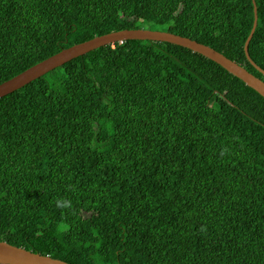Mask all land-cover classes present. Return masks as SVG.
I'll return each instance as SVG.
<instances>
[{
  "label": "trees",
  "instance_id": "1",
  "mask_svg": "<svg viewBox=\"0 0 264 264\" xmlns=\"http://www.w3.org/2000/svg\"><path fill=\"white\" fill-rule=\"evenodd\" d=\"M264 0H0V84L120 30L264 82ZM0 242L67 264H264V99L185 48L124 41L0 98Z\"/></svg>",
  "mask_w": 264,
  "mask_h": 264
},
{
  "label": "water",
  "instance_id": "2",
  "mask_svg": "<svg viewBox=\"0 0 264 264\" xmlns=\"http://www.w3.org/2000/svg\"><path fill=\"white\" fill-rule=\"evenodd\" d=\"M253 2V1H252ZM256 7L253 2V23L251 30L244 41L243 53L248 63L264 76V71L258 68L247 54V46L256 27ZM124 41H154L173 44L193 53H197L204 58L221 67L228 74L241 81L246 87L256 92L264 99V82L249 73L245 68L230 61L222 54L213 49L198 44L195 41L184 37H179L167 32L151 31L146 29L120 30L101 36H95L92 39L72 45L49 58L29 67L18 75L0 84V98L20 89L35 79H38L55 68L67 63L68 61L87 54L93 50L121 43ZM0 264H67L63 261L53 259L47 255H39L23 248L14 247L6 242H0Z\"/></svg>",
  "mask_w": 264,
  "mask_h": 264
}]
</instances>
